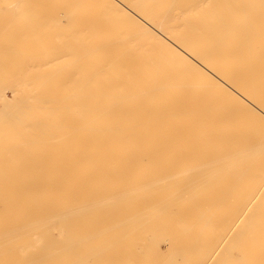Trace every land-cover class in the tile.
Instances as JSON below:
<instances>
[{
  "label": "bare ground",
  "instance_id": "1",
  "mask_svg": "<svg viewBox=\"0 0 264 264\" xmlns=\"http://www.w3.org/2000/svg\"><path fill=\"white\" fill-rule=\"evenodd\" d=\"M41 8L73 103L0 74V264H264V0Z\"/></svg>",
  "mask_w": 264,
  "mask_h": 264
},
{
  "label": "rangeland",
  "instance_id": "2",
  "mask_svg": "<svg viewBox=\"0 0 264 264\" xmlns=\"http://www.w3.org/2000/svg\"><path fill=\"white\" fill-rule=\"evenodd\" d=\"M59 12L58 9L54 8L28 11L0 10V74L4 76V80L12 78L15 73L34 70L32 66L26 64L32 63L35 53L50 51L51 55H58L62 50L60 53L62 58L43 66L52 75L51 79H57L55 82L49 81L41 84V90L44 93L52 92L51 94H54L51 95L52 102L50 104L55 107L73 103V99L68 92H62L60 95L58 91L59 86L65 85V73L62 71L61 65L69 61V58L65 57L69 51L63 48V44L69 42V37L64 38L62 43L55 40V36L60 32L64 34V30L67 28L62 19L51 16L58 15ZM20 13H29L32 16H19ZM21 19L26 22L21 21ZM30 28L33 30L32 33L38 37L37 40L29 38L31 36ZM37 70L40 71L41 69ZM7 94L11 95V91ZM2 116L3 110L0 108V118Z\"/></svg>",
  "mask_w": 264,
  "mask_h": 264
}]
</instances>
